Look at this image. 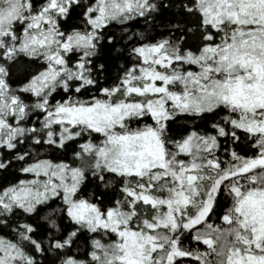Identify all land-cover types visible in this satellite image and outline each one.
<instances>
[{
	"label": "snow or ice",
	"instance_id": "obj_1",
	"mask_svg": "<svg viewBox=\"0 0 264 264\" xmlns=\"http://www.w3.org/2000/svg\"><path fill=\"white\" fill-rule=\"evenodd\" d=\"M0 264H264V0H0Z\"/></svg>",
	"mask_w": 264,
	"mask_h": 264
}]
</instances>
